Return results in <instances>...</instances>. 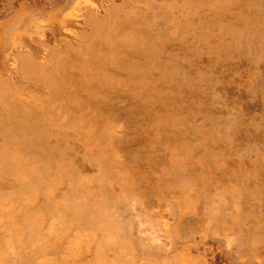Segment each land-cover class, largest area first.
<instances>
[{"label":"rangeland","instance_id":"obj_1","mask_svg":"<svg viewBox=\"0 0 264 264\" xmlns=\"http://www.w3.org/2000/svg\"><path fill=\"white\" fill-rule=\"evenodd\" d=\"M0 264H264V0H0Z\"/></svg>","mask_w":264,"mask_h":264},{"label":"bare ground","instance_id":"obj_2","mask_svg":"<svg viewBox=\"0 0 264 264\" xmlns=\"http://www.w3.org/2000/svg\"><path fill=\"white\" fill-rule=\"evenodd\" d=\"M221 2V1H220ZM236 7V6H235ZM120 40V39H119ZM127 57V56H126ZM47 71V70H46ZM77 72V71H76ZM48 73H50L49 71H48ZM77 78V77H76ZM107 96V95H106ZM155 117V116H154ZM36 131H38V132H40L41 131V129L40 128H38ZM34 133V132H33ZM177 140V139H176ZM17 161V160H16ZM20 169H22V168H20ZM24 169V168H23ZM16 175H22V174H24L23 176L26 178V180L25 181H28L29 183H30V177H35L36 175H38V173H29L28 172V170H17V172L15 173ZM22 176V177H23ZM27 177H29V179L27 178ZM40 181H41V185H43L42 184V182H44V180H42V179H40ZM32 182V181H31Z\"/></svg>","mask_w":264,"mask_h":264}]
</instances>
